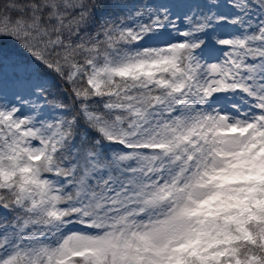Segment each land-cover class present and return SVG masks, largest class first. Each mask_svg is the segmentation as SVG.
<instances>
[{
  "label": "snow or ice",
  "instance_id": "snow-or-ice-1",
  "mask_svg": "<svg viewBox=\"0 0 264 264\" xmlns=\"http://www.w3.org/2000/svg\"><path fill=\"white\" fill-rule=\"evenodd\" d=\"M0 264H264V0H0Z\"/></svg>",
  "mask_w": 264,
  "mask_h": 264
}]
</instances>
